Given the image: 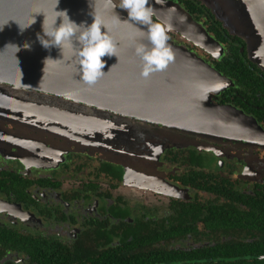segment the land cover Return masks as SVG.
I'll use <instances>...</instances> for the list:
<instances>
[{
  "label": "flooded vegetation",
  "instance_id": "af4514ba",
  "mask_svg": "<svg viewBox=\"0 0 264 264\" xmlns=\"http://www.w3.org/2000/svg\"><path fill=\"white\" fill-rule=\"evenodd\" d=\"M171 1L219 49L213 57L169 35L205 62L189 65L179 81L180 109L148 105L137 117L118 103L102 111L88 103L102 121L90 118L68 144L0 129V264H34L24 251L32 242L89 264L94 256L137 253V243L126 246L137 234L151 238L146 245L182 251L264 239V69L200 2ZM122 97L134 102L135 95ZM120 119L136 123L113 122ZM54 130L66 136L64 127L44 129ZM254 259L263 261L264 251L245 261Z\"/></svg>",
  "mask_w": 264,
  "mask_h": 264
},
{
  "label": "water",
  "instance_id": "95a60500",
  "mask_svg": "<svg viewBox=\"0 0 264 264\" xmlns=\"http://www.w3.org/2000/svg\"><path fill=\"white\" fill-rule=\"evenodd\" d=\"M197 1L209 9L231 35L249 44V59L264 69V0ZM148 6L153 9L151 21H157L165 30L168 37L166 46L170 48L173 59L167 62L163 70H156L153 65L155 70L145 76L146 62L137 54V49L144 46L147 51L153 50L148 31L150 26L130 18L128 11L120 8L121 0H0V117L14 121L15 117L4 115L2 110L18 109L20 105L31 115L41 116L44 111L51 110V114L58 115L59 119L76 122L80 131L85 130L87 119L50 108L42 109L35 104L31 106L25 103L28 101L22 103L16 98V89L27 93L30 96L28 99L37 103L34 96L38 93L42 96L55 95V98L66 99V102L73 100L76 105L93 104L100 111L113 107L111 103L114 102L120 105V110L137 117L142 112L149 113L145 109L148 105L155 108L162 103L173 111L180 109L179 100L183 99L184 94L179 81L185 79L189 65L205 62L185 47L174 46L169 35L178 33L181 40L195 44L213 57L219 49L179 4L171 0L160 3L148 0ZM61 12H66L70 21L77 26L90 27L95 22L102 33L110 38L114 55L101 58L105 64L102 72L109 73L111 68L115 69L119 74L118 82L112 81L111 75L103 74L92 84L83 79L79 51L84 44L80 40L84 27L73 26V35L55 45L51 34L61 25L69 26L68 17ZM38 34L41 41L37 39ZM26 44L28 48H25ZM42 44L50 47L45 48ZM47 58L52 60L45 63ZM68 70L72 72L71 75ZM63 76L71 84L63 83ZM121 80H134L137 83L125 85ZM121 90L126 93L123 94ZM130 94L135 95L134 102L122 97ZM154 102L159 103L154 106ZM18 111L23 113L22 110ZM82 111L88 112L85 109ZM40 126L36 128L34 124L38 131H44ZM54 131L68 142L74 138L72 129L66 130V136Z\"/></svg>",
  "mask_w": 264,
  "mask_h": 264
},
{
  "label": "trees",
  "instance_id": "16d2710c",
  "mask_svg": "<svg viewBox=\"0 0 264 264\" xmlns=\"http://www.w3.org/2000/svg\"><path fill=\"white\" fill-rule=\"evenodd\" d=\"M149 236L137 234L126 246L135 247L137 243V253H125L121 257H111L106 259L103 255L88 258L89 264H251L245 261L253 255L262 254L264 251V239L255 244L245 242L236 244L229 241L222 246L213 248L190 249L182 251L180 249L156 248L146 245L145 242L151 240ZM254 250V251H253ZM34 264H86L78 255L72 259H66L57 247H50L40 242H32L24 249ZM253 251V252H252ZM252 252L251 255L249 253ZM255 264L264 263L254 259Z\"/></svg>",
  "mask_w": 264,
  "mask_h": 264
},
{
  "label": "clouds",
  "instance_id": "9594fccd",
  "mask_svg": "<svg viewBox=\"0 0 264 264\" xmlns=\"http://www.w3.org/2000/svg\"><path fill=\"white\" fill-rule=\"evenodd\" d=\"M156 2L160 3L162 0H156ZM120 8L127 10L130 18L142 21L145 25L150 26L148 31L150 32V41L154 45L153 50L147 51L144 46L137 49V54L141 55L142 59L146 62L143 75L147 76L152 72L154 70L153 65L156 70H163L167 66V62L173 59V55L170 48L166 46L168 37L165 30L160 24L152 23L151 21L153 9L148 6V0H121ZM61 13L67 16L66 12ZM68 20V27L61 25L51 35L56 42L55 45H59L62 40L68 39L73 35V26L85 28V31L80 36V40L84 44L82 50L79 51V56L81 57L80 63L83 79L92 84L103 74L102 69L105 67V64L101 58L105 55H114L112 42L107 35L102 33L100 27L95 22L90 27H85L84 25L77 26L74 22L70 21L69 17ZM45 34L49 35L48 33ZM37 39L41 41L39 34L37 35ZM42 45L45 48L50 47V45ZM28 47L26 44L25 48ZM48 60L52 59L47 58L45 63Z\"/></svg>",
  "mask_w": 264,
  "mask_h": 264
},
{
  "label": "rangeland",
  "instance_id": "374dc122",
  "mask_svg": "<svg viewBox=\"0 0 264 264\" xmlns=\"http://www.w3.org/2000/svg\"><path fill=\"white\" fill-rule=\"evenodd\" d=\"M63 80V83H70V82H66L64 80V76L61 79ZM71 84V83H70ZM2 90H7L6 88H1ZM18 94H17V99L19 101H21L22 103H29L31 106H33V104L42 107V109H52V110H58L59 112H65L67 114H76V115H80L78 117H83L84 119H87V121H89L90 118L94 119V121H102L103 117H99L96 116V114H94V111L89 110L86 107H83V105H88V103H80V105H76L75 102L73 100H70L69 102H66L63 98L57 97L55 98V95H49V94H45V96L40 95L39 93L36 94L34 97L35 99L38 101L35 102L34 100H29L28 98L30 96L27 95V93H23L20 90L16 89L15 90ZM183 99L179 100V103H182ZM13 103V102H11ZM19 105V104H17ZM86 110L88 112L82 111V110ZM2 113L4 115H7L9 117H15L14 121L8 120V119H3L2 117H0V129H6V131L8 134L10 135H14V136H19V137H33L35 139L41 140L45 143H49V142H60L63 144H68V143H75V142H68L67 139H64L63 137H60L62 139H58L57 135L54 134H49V133H45V131H38L39 129L37 128V125H41L40 127L44 129H46L47 127L53 126L54 128H59V127H64L67 129H72L75 131H79L80 129L77 127V124L75 122H68V120H61V119H55V121H49L46 118H43L41 116L38 115H34V114H28V113H21L18 110L15 109H10L9 110H2ZM44 113H52L51 110H46L44 111ZM58 117V115H56ZM61 116H65V115H61ZM18 118L22 119V120H18ZM117 121H122V123L125 125L127 124H132L133 122L136 123V121L132 120V119H120V120H113V122H117ZM27 122V123H26ZM25 125H23V124ZM23 126H22V125ZM34 124L35 127L34 128ZM137 125H141L137 122ZM8 126V127H7ZM145 127V126H144ZM88 128V126H87ZM147 129H149V127H147ZM153 129V128H152ZM86 131V128L85 130ZM38 132V133H37ZM40 137V138H38ZM45 137H48L49 140H45ZM55 137L54 140H52ZM58 139V140H57Z\"/></svg>",
  "mask_w": 264,
  "mask_h": 264
},
{
  "label": "bare ground",
  "instance_id": "6f19581e",
  "mask_svg": "<svg viewBox=\"0 0 264 264\" xmlns=\"http://www.w3.org/2000/svg\"><path fill=\"white\" fill-rule=\"evenodd\" d=\"M67 69H69V68H67ZM68 71L70 72V70H68ZM113 71H116V70L111 68V69L109 70V73L104 72L103 76H109V75H112V74H110V73H113ZM116 72H117V71H116ZM71 73H72V72H70V75H71ZM126 75H129V74H126ZM146 81H147V80H146ZM40 115L43 116V117H46L45 113H41Z\"/></svg>",
  "mask_w": 264,
  "mask_h": 264
}]
</instances>
